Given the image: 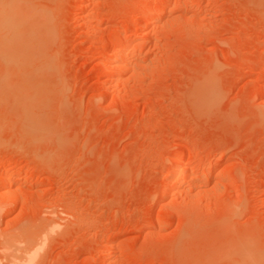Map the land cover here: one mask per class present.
Masks as SVG:
<instances>
[{
  "label": "rangeland",
  "instance_id": "1",
  "mask_svg": "<svg viewBox=\"0 0 264 264\" xmlns=\"http://www.w3.org/2000/svg\"><path fill=\"white\" fill-rule=\"evenodd\" d=\"M14 1L0 264H264V0Z\"/></svg>",
  "mask_w": 264,
  "mask_h": 264
},
{
  "label": "bare ground",
  "instance_id": "2",
  "mask_svg": "<svg viewBox=\"0 0 264 264\" xmlns=\"http://www.w3.org/2000/svg\"><path fill=\"white\" fill-rule=\"evenodd\" d=\"M1 1V0H0ZM2 1H4V0H2ZM1 1V2H2ZM9 1V2H8ZM23 1V0H22ZM1 2H0V4H1ZM14 0L13 1H11V0H6V2H4V3H2L1 5H0V17H1V19L3 20H1V22H3V24H5V25H8V26H11V25H13V23L15 22L14 20H13V17L15 18V16H13V10L15 9H13V7H16L15 6V4H16V2H15V4H14ZM13 4H14V6H13ZM17 5V4H16ZM17 8V7H16ZM34 9V8H33ZM39 9H41V8H39ZM38 9V10H39ZM32 11H34V10H32ZM19 12V11H18ZM17 12V13H18ZM16 13V12H15ZM16 13V14H17ZM140 14H141V12H139ZM32 14V13H31ZM34 14V13H33ZM139 14V15H140ZM159 13H156L155 15H154V17H153V24H155V23H157L158 21V17H159ZM18 16H19V14H18ZM22 16V15H21ZM27 16V15H26ZM30 16V15H29ZM34 15H32V17H33ZM18 18V20L20 19L19 17H17ZM28 18V17H27ZM30 18H31V16H30ZM32 19V18H31ZM17 22V21H16ZM16 22H15V24H16ZM20 22H21V20H20ZM24 22V21H23ZM19 23V22H18ZM18 25H21V23L20 24H18ZM17 25V26H18ZM156 25V24H155ZM16 26V25H15ZM5 27H7V26H5ZM15 28V27H14ZM13 28V29H14ZM15 30V29H14ZM18 32H19V30H18ZM12 33V32H11ZM16 33H17V31H16ZM14 35V34H13ZM16 36V35H15ZM10 37V36H9ZM26 52V51H25ZM125 52H126V49L124 48V47H122L121 49H119V51H118V54L117 55H119V56H121L122 57V55L124 56V54H125ZM27 53V52H26ZM27 59V58H26ZM123 62V61H122ZM181 168H180V166H177V168H176V174H175V176L173 177V180H175L176 178H177V174L180 172L179 170H180ZM182 170V169H181ZM22 178H12L10 175H8L6 172H1L0 173V185H1V190H2V195L3 196H10V193H11V184H12V182H17V181H19V180H21ZM14 197H12V201H11V204L12 203H14L15 202V199L16 198H14ZM22 199V198H21ZM24 200V202H25V199H23ZM35 238V237H34ZM29 239H31L30 237H29ZM33 240V239H32ZM32 240H29V241H32ZM14 242V241H13ZM13 242H11V243H13ZM26 242H27V240H26ZM33 243H34V241H32ZM7 245V244H6ZM15 245V244H14ZM8 247L10 246V244H8L7 245ZM6 247V246H5ZM36 247L37 246H35V248H33V246H31V245H28L27 246V248L26 249H21L20 250V248H19V250L20 251H22V253L21 254H23V255H18V257L16 258V256L14 255V257L16 258V260H21L22 261V259H24V262H23V264H32L33 263V260L35 259V258H32L33 257V255L34 254H36L37 253V251H39V250H37L36 249ZM17 248V247H16ZM15 249V248H14ZM15 250H18V249H15ZM14 251V250H13ZM12 253V252H11ZM13 253H15V252H13ZM28 254H30L29 255V257H27V255ZM20 256V257H19ZM35 257V256H34ZM16 260H12L13 262H11L12 264H18L19 263V261H18V263H17V261ZM22 263V262H21Z\"/></svg>",
  "mask_w": 264,
  "mask_h": 264
}]
</instances>
